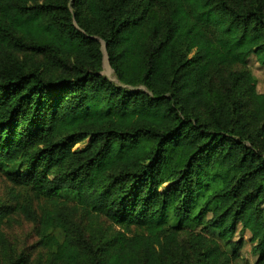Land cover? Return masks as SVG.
I'll return each instance as SVG.
<instances>
[{"label":"trees","instance_id":"trees-1","mask_svg":"<svg viewBox=\"0 0 264 264\" xmlns=\"http://www.w3.org/2000/svg\"><path fill=\"white\" fill-rule=\"evenodd\" d=\"M252 58L264 0H0V264H264Z\"/></svg>","mask_w":264,"mask_h":264},{"label":"rangeland","instance_id":"rangeland-1","mask_svg":"<svg viewBox=\"0 0 264 264\" xmlns=\"http://www.w3.org/2000/svg\"><path fill=\"white\" fill-rule=\"evenodd\" d=\"M101 50L103 53L102 58V68H101V75L107 78L110 82L114 83L119 87H123L129 90H144L143 88H130L124 85H121L117 80L116 77L109 67L107 62V57L104 51V45L101 42ZM249 68L251 69L253 75L257 78V91L263 92L264 91V68L259 67L256 62L252 59L249 60ZM88 140L84 143L77 145L76 149H81L87 144ZM11 185L5 180V178L0 174V198L6 200V196L10 193ZM15 192L19 194V196L24 197L27 193L25 190L15 188ZM239 230V229H238ZM9 235H11V241L15 245H17L18 249L25 248L27 252L32 254V260H35V251H32V246L35 243L36 239L32 233V225L25 222L20 221L18 225H15L11 231H9ZM249 234L244 232L240 235L239 231L234 237V241L242 240L244 242V247L241 252V261L236 262L235 264H252L256 260V255L252 253V245L249 242ZM34 262V261H33ZM35 263V262H34Z\"/></svg>","mask_w":264,"mask_h":264}]
</instances>
